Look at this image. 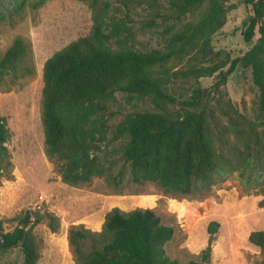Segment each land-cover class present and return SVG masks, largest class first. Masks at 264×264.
Listing matches in <instances>:
<instances>
[{
  "label": "trees",
  "instance_id": "trees-1",
  "mask_svg": "<svg viewBox=\"0 0 264 264\" xmlns=\"http://www.w3.org/2000/svg\"><path fill=\"white\" fill-rule=\"evenodd\" d=\"M27 1L22 0L19 7ZM119 1L129 8L125 0ZM232 1L164 0L160 6L168 13L160 11L158 14L172 21L166 50L123 47L131 35L126 21L114 17L106 20L99 15L90 34L69 43L46 60L43 68L44 142L47 154L62 161L63 182L76 186L106 172L101 152L102 144L107 141L108 125L103 117L116 93L150 98L156 108L126 115L115 130V138L124 140L123 156L129 163L134 183L152 182L179 196L207 191L223 172V167L230 165L229 157L213 145L215 130L220 139L230 133L244 144L246 149L242 153L229 148L236 156L237 170H255L259 164L264 169V143L260 138L264 130L233 116L234 113L227 110L231 107L229 101L220 93V87L238 65L250 69L252 82L259 92L258 113L264 126V0H241L250 7L243 38L246 42L257 38L242 56L221 61L211 43L224 27ZM43 2L35 0L31 4L36 7ZM152 2L159 6V0ZM113 42L121 44L120 48H113ZM26 52L25 42L17 38L0 59V74L14 69L24 60ZM185 57L191 62L184 69L170 73L167 64ZM215 74L218 80L213 87L200 86L199 78ZM172 76L195 82L189 98L178 101L181 106L175 113L167 108L177 104V99L168 91ZM214 89L219 93L218 104L223 115L229 118L227 126L212 120L207 111V99ZM8 138L6 121L0 116V163L7 153ZM46 216L55 231L56 217ZM43 218V215L26 211L13 230L5 231L0 217V260L14 251L18 255L13 261H0V264L38 263L40 252L32 226ZM217 226L216 221L209 224L206 248L198 260L188 264H211ZM173 233V228L163 224L150 208L123 211L114 207L105 214L100 232L83 225L73 226L68 238L80 264H178L164 249ZM249 241L264 251V231L251 232Z\"/></svg>",
  "mask_w": 264,
  "mask_h": 264
},
{
  "label": "rangeland",
  "instance_id": "rangeland-1",
  "mask_svg": "<svg viewBox=\"0 0 264 264\" xmlns=\"http://www.w3.org/2000/svg\"><path fill=\"white\" fill-rule=\"evenodd\" d=\"M34 1L28 0L19 7L22 0H0V59L17 38L23 39L27 47L24 60L0 74V116L9 132L7 153L0 163V217L5 231L13 230L26 211L43 215V220L32 226L40 252L37 264H80L69 244L71 227L83 225L100 232L105 214L114 207L123 211L150 208L163 224L173 228V236L164 249L178 264L198 260L208 244V226L213 221L218 226L213 237L211 264H264V251L249 241L251 232L264 231V169L259 164L255 170H237L236 156L229 148L239 149L241 153L246 148L234 135L228 133L220 139L218 130L213 132L214 147L229 157L230 165L223 167L207 191L187 196L164 191L152 182L137 184L130 178L129 163L123 156L124 140L115 138V130L128 114L156 110L147 97L116 93L109 101L103 117L108 125L107 141L102 144L101 152L106 167L103 175L76 186L66 184L61 179L62 161L46 152L42 121L46 60L69 43L90 34L99 15L106 20L114 17L126 21L131 35L123 47L166 50L172 21L158 14L166 12L160 6L164 0H159V6L152 0H125L129 8L119 0H44L36 7ZM231 4L224 27L211 43L221 61L242 56L257 38L246 42L242 34L250 7L241 0H233ZM120 45L111 44L116 49ZM189 62L190 58L185 57L167 65L170 73H174ZM171 79L168 91L177 104L167 108L175 113L181 106L178 101L189 98L195 82L179 76ZM217 80L216 74L198 79L200 86L208 89ZM220 93L229 101L232 108L227 110L233 116L264 130L258 113L259 92L250 69L238 65L220 87ZM218 99L219 93L212 90L207 111L212 120L227 126L229 118L223 115ZM260 138L264 143V134ZM47 214L57 219L55 231ZM17 256L16 251L7 253L0 261H13Z\"/></svg>",
  "mask_w": 264,
  "mask_h": 264
},
{
  "label": "built area",
  "instance_id": "built-area-1",
  "mask_svg": "<svg viewBox=\"0 0 264 264\" xmlns=\"http://www.w3.org/2000/svg\"><path fill=\"white\" fill-rule=\"evenodd\" d=\"M39 199H40V201H43L44 200L43 196H40Z\"/></svg>",
  "mask_w": 264,
  "mask_h": 264
},
{
  "label": "bare ground",
  "instance_id": "bare-ground-1",
  "mask_svg": "<svg viewBox=\"0 0 264 264\" xmlns=\"http://www.w3.org/2000/svg\"><path fill=\"white\" fill-rule=\"evenodd\" d=\"M66 244V243H65Z\"/></svg>",
  "mask_w": 264,
  "mask_h": 264
}]
</instances>
